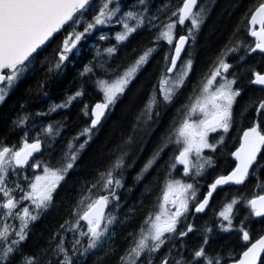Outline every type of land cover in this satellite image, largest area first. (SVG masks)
Segmentation results:
<instances>
[{
	"label": "trees",
	"instance_id": "16d2710c",
	"mask_svg": "<svg viewBox=\"0 0 264 264\" xmlns=\"http://www.w3.org/2000/svg\"><path fill=\"white\" fill-rule=\"evenodd\" d=\"M132 3L134 0H122L123 10L126 11L127 6ZM149 3V14L158 17L152 23L161 26L169 22L171 13L182 6V0H149ZM256 3L257 0H198L195 11L201 6L204 7V20L196 32L194 43L189 41L182 59H192V71L171 103H164L157 95V104L151 120L141 116V113L165 74V56L170 55L171 47L165 41H160L158 45L153 43L160 29L147 25L127 41L118 44L115 35L121 31L119 25L98 26L92 34H86L80 41L77 49L69 55V60L65 61L59 70L52 72L48 69L55 64L57 54L54 50L59 47L64 33L59 34L50 46H46L36 56L0 103V144L19 148L22 147L25 135L29 142L39 137L43 141L42 149L31 163H41L42 166L45 163L57 165L69 152V145H73L72 150L75 151L79 144L87 139L84 136L75 138L90 124L91 117L84 114L85 106L90 112L94 104L103 100L97 80L114 79L147 47H156L145 70L132 80L124 94L111 106L101 126L93 130L91 139L79 151L73 168L53 194L52 205L30 225L28 238L21 245L20 253L16 254L13 264H19L21 253L35 254L39 257L40 264H46L48 259L55 261L56 257L52 255L55 241L52 237L57 232L60 236L56 237V241L64 239V246L73 256L75 264H120V257L125 255L145 219L159 209L158 198L165 182L170 178L194 182L192 178L184 176L179 167L171 171V176L168 175V164L174 155L175 145H169L164 150L161 158L143 174L142 179L138 180V175L161 145L163 138L169 134L172 126L182 118L184 105L189 102V97L198 93L204 75L209 72L226 46L231 47L239 43L240 50L226 58L232 65L229 77L236 79V88L241 91L233 108L232 133L227 137L225 146L210 157L212 163L214 157L223 161L222 167H206L203 175L195 178L199 199L206 194L208 186L216 178L232 172L233 168L228 165L231 149L240 144L243 133L256 124L264 131V113L258 115L251 104L252 100L264 99V90L250 82L254 78L253 70L264 73V55L259 52L250 55L246 53V49L255 44V40L250 36V25L246 16L250 18V9L254 8ZM164 5L168 7L165 8ZM89 12L85 13L84 20L78 26L79 31L83 30L86 20L91 19ZM172 19L175 20L176 17ZM188 27L190 22H186L184 26L177 25L176 36L186 35ZM101 35L107 36V39L101 40ZM109 47L116 48L111 55L105 51ZM85 67H91L93 71L82 76ZM77 91L83 94L67 107L50 111L54 105L65 103ZM157 112L159 115L155 114ZM22 118L25 123L23 126H17L16 122ZM49 125L58 130L54 137H49L44 132ZM120 157L124 160V166L117 170L115 175L121 180L122 187L115 190L119 199L112 201L107 209V212L116 216V221L110 226L111 235L85 255L81 256L79 252L73 254L72 246L74 240L79 238L78 233L65 231L61 225L65 224V221L74 220L72 212L81 194L96 182L100 172L109 168ZM262 157L260 165L264 163V155ZM16 171L19 175L10 173V186H14L16 182L26 186L27 182L23 177H34L32 167L26 166ZM39 171H42V167ZM258 195H264V168L259 165L251 169L245 184L219 190L213 196L205 214L181 219L178 231L191 225L193 232L183 238L174 237L169 241L160 253L156 254L155 264H159L158 258L169 249L174 255L182 252L185 257H189L194 249L203 244L205 237L208 240L204 245L206 252L210 256H218L221 264H232L239 260L243 252L264 235V217L250 215V208L246 206L247 200ZM232 199L240 201L233 211L234 230L224 232L219 227L221 221L218 213ZM81 225L86 231L85 222L81 221ZM241 225L250 234L248 242L243 241L242 234L236 230ZM205 229L211 231L207 232ZM86 244L85 237L78 246L81 251ZM260 264H264V256Z\"/></svg>",
	"mask_w": 264,
	"mask_h": 264
},
{
	"label": "snow or ice",
	"instance_id": "6c2138e0",
	"mask_svg": "<svg viewBox=\"0 0 264 264\" xmlns=\"http://www.w3.org/2000/svg\"><path fill=\"white\" fill-rule=\"evenodd\" d=\"M198 0H182V6L171 13L169 22L161 25L152 23L157 20L156 15H150L149 0H134V3L123 10L122 0H0V103H2L9 89L18 81L27 70L32 61L39 55L38 50L45 49L55 41L56 34L64 33L60 45L54 51L57 59L54 66H49L48 71L59 70L69 55L77 49L80 41L95 30L98 26L119 25L121 31L115 35L117 43H123L139 29L151 25L159 30L153 41L157 44L165 41L170 47V55L165 56V74L159 81L158 89L153 90L141 116L152 119L153 110L157 104V95L164 103H171L178 90L184 86L185 80L193 68V61L189 57L181 60V53L185 45L195 41L204 20V7L197 8ZM165 8L168 5H164ZM91 11V19L85 23L82 31L77 30L84 20L85 13ZM172 17H176L175 20ZM250 35L255 37L254 46L246 49L247 54L264 53V0H257L254 8L250 9V18L246 16ZM190 22L186 35L175 34L177 25L184 26ZM259 25L257 31L255 26ZM101 40L107 36L101 35ZM241 45L226 46L225 50L217 58L211 69L204 75L198 93L189 97V102L184 105L182 118L174 124L169 134L163 138L161 145L146 162L137 179H142L143 174L161 158L162 153L169 145H175V152L168 164V175L174 171L177 165L183 166V175L194 180L193 183L182 182L179 179H168L165 182L162 194L158 198L159 211L150 214L141 226L140 231L133 237L125 255L120 257V264H155L156 254L174 237L183 238L193 232V227L187 225L185 230L178 231L181 218H186L190 211V202L195 213H203L209 206V202L217 188L226 184L241 185L249 176V169L256 161L257 154L264 147V131L256 124L243 133L240 147L233 153L238 161L235 169L229 175H221L208 186V191L202 199L197 197L195 178L203 175L206 166H212L210 157L202 155L205 149L213 152L217 144L209 141V134L222 130L227 133L233 119V105L237 97L241 95L239 88H234L236 79H229L225 74L229 73L232 65L227 62V56L238 52ZM109 55L116 51L115 47L105 50ZM156 51V47H147L122 73L114 79H98L97 87L103 94L102 102L96 103L89 112L85 106L84 114L90 116V124L85 127L75 139L80 136L87 137L78 148L73 151V145H69V152L57 165L29 161L35 153L41 152L43 141L37 137L29 142L27 135L22 147H9L0 144V264H13L17 253H20L21 245L28 238L30 225L39 219L42 212L47 211L52 205L53 194L68 172L73 168L79 151L82 150L91 139L93 129H96L104 117L106 110L113 106L122 96L128 85L135 78L138 71L148 62L149 57ZM243 59V57H241ZM181 61L179 69L177 62ZM91 67H85L81 75L91 73ZM174 75H170L173 74ZM251 83L262 86L264 90V73L253 70ZM219 78V80L217 79ZM83 93L77 91L63 104L54 105L50 111L67 107L73 100ZM257 114L264 113V99L252 100ZM159 115V113H155ZM17 126H23L25 119L16 122ZM44 132L49 137L58 134V130L49 125ZM220 143L223 137H220ZM29 166L40 169L42 175L35 174L33 179L24 176L26 186L16 182L9 185L10 173L19 175L17 169ZM124 166L122 157L106 170L98 174L95 183L82 193L73 209L74 220L65 221L61 228L65 231L78 233L79 238L74 240L73 254L85 255L89 250L96 249L104 239L111 235L110 226L116 221V216L107 212L112 201L118 200L116 189L122 187L121 180L116 177L117 170ZM95 189V191H93ZM18 193V195H17ZM103 193V194H101ZM25 202H28L25 204ZM240 203L238 199H232L224 205L218 213L221 223L219 227L224 232L234 230V206ZM250 215L257 218L264 217V195L255 196L247 200ZM247 219V218H246ZM11 221V222H10ZM85 222L86 231L81 225ZM226 222V223H225ZM65 225L67 227L65 228ZM242 235L243 241L250 240V234L243 225L236 229ZM210 232L211 229H205ZM60 236L57 232L52 237L55 248L52 255L56 260L48 259L46 264H75L73 256L64 246V239L56 241ZM87 238L86 247L81 251L78 246ZM208 243L205 237L203 244L194 249L189 257L182 252L175 255L169 249L160 256L159 264H221L219 257L210 256L204 245ZM261 253H264V236L252 243L237 264H257ZM45 254H47L45 250ZM143 257V259H142ZM19 264H40V259L35 254L24 255L21 253Z\"/></svg>",
	"mask_w": 264,
	"mask_h": 264
},
{
	"label": "flooded vegetation",
	"instance_id": "af4514ba",
	"mask_svg": "<svg viewBox=\"0 0 264 264\" xmlns=\"http://www.w3.org/2000/svg\"><path fill=\"white\" fill-rule=\"evenodd\" d=\"M179 35H177V37H178ZM251 36V35H250ZM252 37V36H251ZM253 38V37H252ZM254 40H256L255 38H253ZM262 54V53H261ZM264 55V54H263ZM147 65V63L138 71V73L136 74V76H135V78L137 77V75L140 73V72H142V70H145L144 68H145V66ZM174 74V73H173ZM173 74H170V75H173ZM134 78V79H135ZM133 79V80H134ZM254 85V84H253ZM235 86V88H236V85H234ZM262 89V88H261ZM118 100V99H117ZM236 101H237V99H236ZM117 102V101H116ZM98 103V102H97ZM236 103V102H235ZM235 103H234V105H235ZM95 105V104H94ZM93 105V106H94ZM234 105H233V108H234ZM93 106L90 108V111H91V109L93 108ZM110 109H111V106L109 107V109H108V112H107V114H106V116L108 115V113H109V111H110ZM106 116H105V118H106ZM104 118V119H105ZM103 123V122H102ZM232 121H231V124H230V128H229V131L227 132V133H224L222 130H220V131H217L216 133H210L209 134V141L211 142V143H215V144H217V149H216V151L215 152H213V151H211V150H208V149H205L204 150V152L202 153V155H204V156H206V157H211V155L213 154V153H216V152H218V150H219V148H221V147H223V146H225V144H226V139H227V137H229V136H231V133H232ZM98 129V128H97ZM93 130H95V129H93ZM220 137H223V142L222 143H220L219 142V140H220ZM243 137V136H242ZM242 143V138H241V141H240V144ZM240 144L239 145H236V146H234V148H232L231 149V158H230V160H229V162H228V165L230 166V168H233V170L235 169V167H236V165H237V163H238V161L235 159V157H234V155H233V153L240 147ZM263 149H264V147H262L261 148V150H260V152L257 154V157H256V161L253 163V165H252V167L249 169V174H250V171H251V169H253V167H255V166H260V167H262V168H264V163L262 164V165H260V160H262L263 159V155H264V151H263ZM225 163V162H224ZM30 164H32V163H30ZM222 165H223V161H221L220 159H217V158H213V163H212V167L214 166V167H222ZM177 167H180L181 168V166L180 165H177ZM207 167V166H206ZM33 169V171L34 172H36L38 169H36V168H32ZM206 169V168H205ZM232 170V171H233ZM248 178H249V176H248ZM248 178L245 180V182L243 183V184H245L247 181H248ZM243 184H241V185H243ZM232 186H236L235 184H226V185H223L222 187H220V189L219 190H223V189H228V188H230V187H232ZM218 190V191H219ZM203 198V196H200V199H202ZM198 199H199V195H198ZM213 199V198H212ZM212 201V200H211ZM191 203V202H190ZM211 203V202H210ZM210 205V204H209ZM189 207H190V211H189V213H187L186 215H188V216H191V215H196L195 214V212H194V209L192 208V205L190 204L189 205ZM209 207V206H208ZM207 207V208H208ZM207 208H206V210H207ZM234 208H235V206H234ZM206 210H205V212H206ZM233 211H234V209H233ZM205 212H203L202 214H200V215H203V214H205ZM198 216V215H197ZM177 228L179 229V224H178V226H177Z\"/></svg>",
	"mask_w": 264,
	"mask_h": 264
},
{
	"label": "water",
	"instance_id": "95a60500",
	"mask_svg": "<svg viewBox=\"0 0 264 264\" xmlns=\"http://www.w3.org/2000/svg\"><path fill=\"white\" fill-rule=\"evenodd\" d=\"M250 28H251V25H250ZM255 28H256V30L258 31L259 30V25H256L255 26ZM63 32V31H62ZM59 34H61V33H58V34H56V37L59 35ZM55 37V38H56ZM253 37V36H252ZM253 38H255V37H253ZM256 39V38H255ZM188 45H189V43L187 44V45H185V50H184V52H182L181 53V60L183 59V57H184V55H185V53H186V51H187V48H188ZM43 50V49H42ZM42 50H38L39 51V53L42 51ZM262 54H264V53H262ZM180 63H181V61H178L177 62V68L179 67V65H180ZM254 86L255 87H257V88H262V86H260V85H255L254 84ZM99 103V102H98ZM94 107V106H93ZM107 112H108V110H106V112H105V115H104V117H102V119H101V122H100V124L97 126V128H99L100 126H101V124H102V122H103V120H104V118H105V116H106V114H107ZM96 128V129H97ZM37 154L38 153H35L34 154V156H33V158L29 161V164L31 163V161L37 156ZM26 167V166H25ZM220 187H222V186H220ZM220 187H218L217 188V190H216V192L213 194V196L217 193V191L220 189ZM212 200V199H211ZM211 200H210V202H211ZM210 202H209V204H210ZM206 210V209H205ZM106 211H107V209H106ZM205 212V211H204ZM196 215H200V214H202V213H195ZM264 236V235H263ZM256 242V241H255ZM254 242V243H255ZM251 246V245H250ZM249 246V247H250ZM243 255V254H242ZM263 256H264V253H261V255H260V258H259V260L257 261V264H260V261H261V259L263 258ZM242 258V256L240 257V259ZM239 260H237L236 262H234V263H232V264H237V262H238Z\"/></svg>",
	"mask_w": 264,
	"mask_h": 264
},
{
	"label": "rangeland",
	"instance_id": "374dc122",
	"mask_svg": "<svg viewBox=\"0 0 264 264\" xmlns=\"http://www.w3.org/2000/svg\"><path fill=\"white\" fill-rule=\"evenodd\" d=\"M194 11H195V9H194ZM92 15V12L90 11L89 12V16H91ZM88 20H86V22H87ZM186 22H189V21H186ZM185 22V23H186ZM78 30V29H77ZM94 31V30H93ZM92 31V32H93ZM92 32H91V34H92ZM174 75V74H173ZM229 79H231L230 77H229V74L227 73V74H225ZM218 80H219V78H217ZM234 88H235V86H234ZM9 91V90H8ZM8 93V92H7ZM181 166V169H182V173H183V166L182 165H180ZM180 168V167H179ZM35 174H40V175H42L43 173H42V171H39V169L36 171V172H34V175ZM34 178V177H33ZM179 180H181L182 182H187V183H189L188 181H186V180H182V179H179ZM197 197H198V192H197ZM28 202H25V204H27ZM191 205H192V203H190ZM157 211H159V209L157 210ZM186 217H189L188 215H186ZM184 217H182L181 219H183ZM11 222V221H10ZM226 223V222H225ZM180 225V224H179Z\"/></svg>",
	"mask_w": 264,
	"mask_h": 264
},
{
	"label": "bare ground",
	"instance_id": "6f19581e",
	"mask_svg": "<svg viewBox=\"0 0 264 264\" xmlns=\"http://www.w3.org/2000/svg\"><path fill=\"white\" fill-rule=\"evenodd\" d=\"M218 192V191H217ZM213 198V197H212Z\"/></svg>",
	"mask_w": 264,
	"mask_h": 264
}]
</instances>
